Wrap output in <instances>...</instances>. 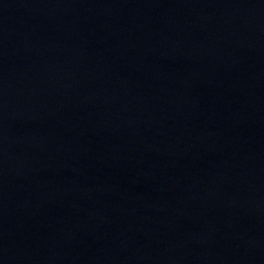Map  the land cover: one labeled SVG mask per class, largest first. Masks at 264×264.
Returning <instances> with one entry per match:
<instances>
[{"label": "water", "instance_id": "water-1", "mask_svg": "<svg viewBox=\"0 0 264 264\" xmlns=\"http://www.w3.org/2000/svg\"><path fill=\"white\" fill-rule=\"evenodd\" d=\"M0 264H264V76L118 127L0 190Z\"/></svg>", "mask_w": 264, "mask_h": 264}]
</instances>
